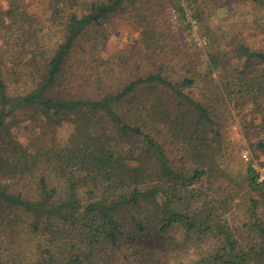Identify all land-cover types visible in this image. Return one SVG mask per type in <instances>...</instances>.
<instances>
[{
    "label": "trees",
    "instance_id": "16d2710c",
    "mask_svg": "<svg viewBox=\"0 0 264 264\" xmlns=\"http://www.w3.org/2000/svg\"><path fill=\"white\" fill-rule=\"evenodd\" d=\"M44 1L59 43L22 0L0 5V264H264V181L248 166L238 184L217 160L229 106L260 118L245 135L264 153V0H250L245 26L258 42L215 33L184 0L208 35L203 61L163 36L176 78L120 62L125 80L97 56L102 26L126 4L152 14L161 0ZM142 31L146 43L162 34ZM243 189L247 216L231 219ZM173 228L180 238L165 236Z\"/></svg>",
    "mask_w": 264,
    "mask_h": 264
},
{
    "label": "rangeland",
    "instance_id": "374dc122",
    "mask_svg": "<svg viewBox=\"0 0 264 264\" xmlns=\"http://www.w3.org/2000/svg\"><path fill=\"white\" fill-rule=\"evenodd\" d=\"M23 2L26 10L35 16L40 25L44 26L45 32L48 33L51 39V43L61 42L62 35L57 31V27L50 30V24L46 22L48 14L45 1L22 0ZM179 2L186 11V22L190 23L191 27H187L182 23L180 24L177 18L178 15L174 10L173 0H161L162 5L158 2L152 14L140 9L137 18H134L133 14L136 15L138 13H135L134 9L129 4H126L127 9L124 13L112 17L103 24L102 30L106 32V39L99 44L97 56L103 60H107L111 64V68L121 72L122 80H125L127 73H125L126 65L120 62L133 66L137 63L136 66L140 67L139 74L153 71L161 64H164L167 67L163 69V75L174 79L176 75L172 71L175 69L169 62L170 57H160L161 53L156 47V42L158 40L161 41L162 37L165 36L163 42L168 49L172 45L174 48H178L182 54H193L199 61H203L208 50V35H205L204 27L196 25V22L192 20L190 16L191 11L187 7L188 3L184 0H179ZM195 2L198 4L197 9L201 11L205 24L211 27L215 33L221 30H229L230 33L228 35L231 36L242 34L241 38L243 39L246 38L247 40L256 42L260 40L252 30L245 29L247 23L252 19L250 0H195ZM2 3H4V0H0V5ZM163 4L164 6H168V11H163ZM167 19L170 20V32L164 30L163 26V21L165 22ZM142 28H146L148 32H151V28H156L157 30H162V34L157 33L153 41L149 39L146 43ZM79 44L87 52L90 51V41L82 40ZM147 46L157 50V52L154 54L148 51ZM75 51L78 52L77 50ZM114 58L117 59L116 62L113 60ZM133 73H137L136 68H134ZM22 85L21 82H15L11 85V88L16 92H21L24 88ZM250 110V108L236 110L232 106H229L228 110L223 114V140L220 144L221 152L217 160L220 169L224 170L228 177H231V180L238 184L241 182V176L248 166L254 168L260 177L262 176V179H259L260 181H264V153L254 151L251 147L252 139L250 141L245 135L248 132L246 127L248 122L252 121L256 125L260 123V118L254 119V115ZM70 132L71 128L64 124L58 129V138L64 141ZM253 136H255L254 133ZM173 145H167L171 153L170 157L176 158L179 161V156L175 154V152H179V145ZM243 156H246L248 161H245ZM244 192V189L238 191V199ZM238 199L236 203L239 205L233 207L231 219L236 218L239 221H244L242 219L247 216L245 214L246 205L240 203L241 200ZM258 214H261V210L258 211ZM237 222L234 221L232 223L235 224ZM165 236L169 238H180L181 232L178 228H173Z\"/></svg>",
    "mask_w": 264,
    "mask_h": 264
},
{
    "label": "built area",
    "instance_id": "2783aa9c",
    "mask_svg": "<svg viewBox=\"0 0 264 264\" xmlns=\"http://www.w3.org/2000/svg\"><path fill=\"white\" fill-rule=\"evenodd\" d=\"M243 159H244L245 161H248V158H247L246 156H243ZM260 178L262 179V176H261Z\"/></svg>",
    "mask_w": 264,
    "mask_h": 264
}]
</instances>
